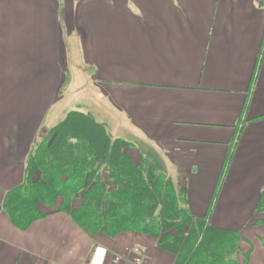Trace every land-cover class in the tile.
<instances>
[{
	"label": "crops",
	"instance_id": "obj_1",
	"mask_svg": "<svg viewBox=\"0 0 264 264\" xmlns=\"http://www.w3.org/2000/svg\"><path fill=\"white\" fill-rule=\"evenodd\" d=\"M71 111L158 163L195 218L238 232L239 264H264V0H0V264H87L98 247L106 264L136 247L141 264H176L151 237L91 236L66 212L12 223L8 196Z\"/></svg>",
	"mask_w": 264,
	"mask_h": 264
},
{
	"label": "trees",
	"instance_id": "obj_2",
	"mask_svg": "<svg viewBox=\"0 0 264 264\" xmlns=\"http://www.w3.org/2000/svg\"><path fill=\"white\" fill-rule=\"evenodd\" d=\"M131 148L91 115L69 112L36 147L25 183L8 196L4 207L12 223L27 229L49 213L66 212L91 236L134 232L151 237L177 257L176 264H239L240 234L195 218L187 189L158 163L135 162ZM80 197L84 202L75 204ZM262 216L264 188L252 220L264 223L258 221Z\"/></svg>",
	"mask_w": 264,
	"mask_h": 264
},
{
	"label": "built area",
	"instance_id": "obj_3",
	"mask_svg": "<svg viewBox=\"0 0 264 264\" xmlns=\"http://www.w3.org/2000/svg\"><path fill=\"white\" fill-rule=\"evenodd\" d=\"M136 258L133 260H127L126 264H141L144 259V252L139 248L133 250ZM108 250L103 247H98L95 249L91 259L87 264H106L108 259ZM124 259L122 257H116L115 264H120Z\"/></svg>",
	"mask_w": 264,
	"mask_h": 264
},
{
	"label": "rangeland",
	"instance_id": "obj_4",
	"mask_svg": "<svg viewBox=\"0 0 264 264\" xmlns=\"http://www.w3.org/2000/svg\"><path fill=\"white\" fill-rule=\"evenodd\" d=\"M144 146H140L139 147V153H143V151L145 152V149L143 150L142 148H143ZM137 155V154H136ZM152 157V156H151ZM84 202V200H83V197H80V198H78V199H76L75 200V204H77V205H81L82 203ZM136 248H139L140 250H142L140 247H136ZM135 249V248H134ZM136 257V256H135Z\"/></svg>",
	"mask_w": 264,
	"mask_h": 264
}]
</instances>
